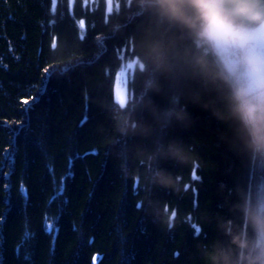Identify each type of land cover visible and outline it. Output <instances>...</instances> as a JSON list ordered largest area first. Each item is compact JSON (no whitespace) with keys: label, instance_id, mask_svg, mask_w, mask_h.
<instances>
[{"label":"trees","instance_id":"trees-1","mask_svg":"<svg viewBox=\"0 0 264 264\" xmlns=\"http://www.w3.org/2000/svg\"><path fill=\"white\" fill-rule=\"evenodd\" d=\"M130 7V0H0L2 264H202L197 243L217 233L198 222V212L229 215L218 185L250 191L264 185V161L230 151L218 140V123L188 103L191 126L156 131L163 141L194 144L200 157L190 168L161 162L186 181L183 197L156 190L178 213L174 227L154 223L136 207L141 193L120 171L109 111L120 58L129 51L111 25ZM65 64L75 67L45 80V68ZM62 177L65 192L49 204L53 179L58 186ZM45 215L59 217L55 242L44 230ZM26 224L33 235L22 243Z\"/></svg>","mask_w":264,"mask_h":264},{"label":"clouds","instance_id":"clouds-1","mask_svg":"<svg viewBox=\"0 0 264 264\" xmlns=\"http://www.w3.org/2000/svg\"><path fill=\"white\" fill-rule=\"evenodd\" d=\"M130 4L111 25L129 49L119 69L125 102L109 108L115 155L122 175L141 193L139 209L171 229L178 213L156 190L183 197L186 181L161 162L190 168L200 157L194 144L163 141L156 131L175 123L191 126L188 103L218 123V140L230 151L249 161H264V0ZM156 96L167 106L157 103ZM134 137L139 141L129 143ZM218 192L229 215L206 208L198 212V222L217 233L197 243L202 264H264V185L250 191L221 182Z\"/></svg>","mask_w":264,"mask_h":264},{"label":"snow or ice","instance_id":"snow-or-ice-1","mask_svg":"<svg viewBox=\"0 0 264 264\" xmlns=\"http://www.w3.org/2000/svg\"><path fill=\"white\" fill-rule=\"evenodd\" d=\"M80 26H81V28H83V26H84V21L83 20L80 21ZM80 38L81 39L84 38L83 34L81 35ZM53 47H55V44L53 45ZM74 67H75V65H73V64H65L63 67H60V68L53 67V68H51V70L49 68H45L44 71H45V73H47V76L45 77V80L47 81V80L51 79V77L56 72L67 73V72L73 70ZM42 91H43V89H42ZM23 102H24V104H28L27 100H24ZM116 102L124 103L125 102V96L123 94L118 93L117 97H116ZM86 120H87V116L84 117V120L81 121V123L83 124ZM71 163H72V161L70 159V166H71ZM48 169H49L50 172L53 171L51 164L48 165ZM67 175L68 176H72L73 173L71 171H69L67 173ZM196 178H197L196 174L193 173V179H196ZM53 184H54V195H53V197L50 198L49 204H51L58 197L62 196L63 193L65 192V188H66V185L64 183V178L63 177L61 178L58 186H57V182L55 181V179H53ZM133 190H135L134 185H133ZM21 191L24 193L25 198H27V191H26V189H24L23 185H21ZM64 203H67V200H65ZM136 207L139 209V204L138 203L136 204ZM174 215H175V212H174ZM44 221H45L44 230L47 233L52 235L53 242H55L56 234L59 231V227H58L59 217L58 216L57 217H49V216L45 215ZM32 235L33 234L27 230V224H26L25 225L24 238H23L22 243L26 242L28 239H30L32 237ZM19 248H20V246L17 247V254H19ZM29 258H30L29 256H26V259H29ZM94 259H95V257H94ZM0 264H2V262H0Z\"/></svg>","mask_w":264,"mask_h":264},{"label":"rangeland","instance_id":"rangeland-1","mask_svg":"<svg viewBox=\"0 0 264 264\" xmlns=\"http://www.w3.org/2000/svg\"><path fill=\"white\" fill-rule=\"evenodd\" d=\"M115 98L117 97V94H122V82L124 81V74L120 72L115 79Z\"/></svg>","mask_w":264,"mask_h":264}]
</instances>
